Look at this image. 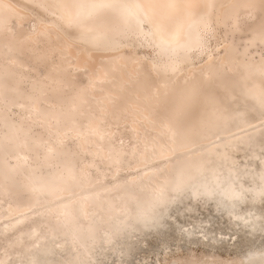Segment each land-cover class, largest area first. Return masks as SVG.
Segmentation results:
<instances>
[{"label": "bare ground", "instance_id": "obj_1", "mask_svg": "<svg viewBox=\"0 0 264 264\" xmlns=\"http://www.w3.org/2000/svg\"><path fill=\"white\" fill-rule=\"evenodd\" d=\"M259 45L264 0H0V194L12 199L0 213V264H99L102 225L115 251L114 236L160 224L180 197L264 232V208L248 203L264 195ZM249 110L258 117H244ZM120 128L132 142L114 143ZM256 159L259 172L250 170ZM99 164L109 173L93 176ZM53 229L69 242L54 245ZM66 249L75 253L52 263Z\"/></svg>", "mask_w": 264, "mask_h": 264}, {"label": "rangeland", "instance_id": "obj_2", "mask_svg": "<svg viewBox=\"0 0 264 264\" xmlns=\"http://www.w3.org/2000/svg\"><path fill=\"white\" fill-rule=\"evenodd\" d=\"M252 21H254V19L250 20V22ZM250 22L248 21L247 24L244 22L242 27L245 28L246 26L250 25ZM248 35L249 31L245 30L239 36L243 39ZM263 49L264 47L262 45L258 46L259 53L262 50L261 52L264 54ZM29 66H31V63H29ZM31 73H33V71H31ZM44 75L45 67L39 66L37 68L36 76L39 78H44ZM79 79L83 80L82 77H79ZM22 87L25 91L30 90L27 83L23 84ZM36 94H38V92L33 93V95ZM44 95L45 94H42L41 96L43 97ZM21 100L22 99L19 97L15 98L13 100V103L15 104L13 105L14 107L11 105L10 109L8 110V112L10 111V117L14 120V122H17L19 120L18 116L22 114V112H20L17 107L20 106ZM31 100L32 99L30 98L26 101L29 102ZM237 106L238 108L242 107V104L236 105L235 108H237ZM253 114V111L249 110L246 112V114H244V117L251 115L255 116L256 118L258 117ZM0 127L2 128L3 126ZM120 129V133L122 135L116 134L114 138L115 140L113 139L114 143L117 144L119 138H122L126 142H132V138L130 136L131 134L129 133L130 131H128L129 129ZM257 144L258 146L263 147L264 139L259 140ZM259 153L261 156L262 153L264 154V151L261 149L259 150ZM85 157L88 158L89 156ZM247 159H250V157L248 156ZM238 160L239 162H243V158H238ZM6 161H8L9 164H13V160L10 157H7ZM129 162L132 161L129 160ZM243 164L246 165V162L244 161ZM258 168L259 161L256 159L253 162V166H250V170L255 169L257 172H259ZM101 172L108 174L109 169H107L105 165L99 164V170H93L92 175L95 176ZM128 176L129 172L122 171L116 177H118L120 180H127ZM114 179L115 178L108 176L104 180V183L106 182L108 184H112ZM245 182L250 183L248 179H246ZM98 184H103V182H96L90 186H82L80 189H78L80 191L77 190V192L75 191L74 193L77 194L78 192L90 190ZM13 185L15 184H12V186ZM20 189H22V187ZM19 195L22 200H24L28 196V191L21 190ZM58 199H60V197H53L52 200L47 203L55 202ZM11 200L12 199L9 194H0V213L3 210V206ZM47 203L44 202L41 206H44ZM187 203L191 204L192 207L190 209H184V205ZM248 203H254L253 205H256L257 209L264 208V195H262L260 199H255ZM41 206L34 204L30 209L36 210ZM201 206H204L205 209ZM242 206L244 207L245 205L242 204L241 207ZM167 214L161 218L159 222L160 224L157 222L156 224L149 225V228L138 230L130 229V231L125 232L118 237L114 236L112 241L117 242L115 251L107 249V244L104 241V237L105 231L108 230V227L106 225H102L101 229L99 230V237H102L101 239L99 238L101 242L99 240L98 243L94 245L95 249L94 252H92L94 254L95 260H97L99 264H179L180 260L182 259L193 258L207 264H211L213 262L215 264H220L222 262V264H247L246 262L249 260V257L254 255L262 259L260 264H264V232H262L260 229H250L247 225L244 226V224H234L238 228L236 232V227L226 224L227 221L222 217L224 215L221 212L214 211L210 203L203 204V200L198 197L194 200H190L188 197H180L171 204ZM118 216L121 217L122 215L118 214ZM36 218L37 215L31 220L34 221ZM205 218L208 220L207 223L206 221L199 224L195 222L196 220L202 221ZM234 221L235 220H233V222ZM30 222L31 221L27 222L26 225L31 226ZM103 226L106 228H103ZM203 227H206L207 229L205 236L203 235ZM152 228L156 229L154 230ZM211 228L214 230L212 233L213 236L211 235ZM242 228H245V231L241 233ZM46 230L48 229L45 223L39 225L40 233L45 234ZM58 231L59 230L57 229H53L52 231L57 233V235L53 238V244L58 246L59 241L68 243V237L58 234ZM6 238L11 239L12 236H7ZM127 241L128 244L125 246L123 243H126ZM25 243L28 242L26 241ZM2 244H4V242L0 243V247ZM67 251L68 249L65 251H59L58 254H56L54 251L52 263L63 261L71 254L75 253V250H70L71 254H68ZM1 252L2 249L0 248V253ZM102 252L105 253L106 256L104 260H101L100 254Z\"/></svg>", "mask_w": 264, "mask_h": 264}]
</instances>
